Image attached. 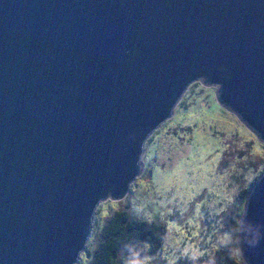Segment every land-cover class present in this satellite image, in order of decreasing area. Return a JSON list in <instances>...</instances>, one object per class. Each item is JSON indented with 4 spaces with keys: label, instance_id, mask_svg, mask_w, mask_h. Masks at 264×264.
Instances as JSON below:
<instances>
[{
    "label": "water",
    "instance_id": "obj_1",
    "mask_svg": "<svg viewBox=\"0 0 264 264\" xmlns=\"http://www.w3.org/2000/svg\"><path fill=\"white\" fill-rule=\"evenodd\" d=\"M196 82L264 146V0H0V264H78ZM236 244L264 264V170Z\"/></svg>",
    "mask_w": 264,
    "mask_h": 264
},
{
    "label": "rangeland",
    "instance_id": "obj_2",
    "mask_svg": "<svg viewBox=\"0 0 264 264\" xmlns=\"http://www.w3.org/2000/svg\"><path fill=\"white\" fill-rule=\"evenodd\" d=\"M215 92L201 82L189 86L171 118L148 138L141 174L128 196L121 202L101 203L92 229L96 220L102 224L115 209L129 205L135 217L166 226L158 256L164 264L206 258L231 242L223 214L261 169L264 146L221 109ZM188 125L193 129L191 139L183 131ZM221 160L227 162L226 168ZM238 259L245 264L240 255Z\"/></svg>",
    "mask_w": 264,
    "mask_h": 264
},
{
    "label": "trees",
    "instance_id": "obj_3",
    "mask_svg": "<svg viewBox=\"0 0 264 264\" xmlns=\"http://www.w3.org/2000/svg\"><path fill=\"white\" fill-rule=\"evenodd\" d=\"M183 131L191 139L192 126H186ZM221 165L226 168L227 162L223 163L221 160ZM261 166L249 185L239 192L232 207L223 214L231 242L224 249H218L206 258L183 260L182 264H244L238 259L236 244L239 219L251 187L264 170V163ZM243 169L247 170L246 167ZM231 176L233 180L236 179L234 174ZM92 231L86 251L80 257V264H145L144 261L148 264L163 263L158 256L167 236L166 226L159 221L135 217L130 212L129 205L115 209L102 224L96 220Z\"/></svg>",
    "mask_w": 264,
    "mask_h": 264
}]
</instances>
